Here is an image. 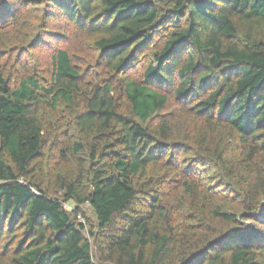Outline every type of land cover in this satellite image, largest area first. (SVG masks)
<instances>
[{"label":"trees","instance_id":"1","mask_svg":"<svg viewBox=\"0 0 264 264\" xmlns=\"http://www.w3.org/2000/svg\"><path fill=\"white\" fill-rule=\"evenodd\" d=\"M27 3L0 0V16L6 21L15 5ZM42 3L47 23L60 16L98 35L96 49L118 77L113 84L103 80L82 89L66 48L52 53L47 86L31 74L12 84L0 68V254L7 257L2 264H264V0ZM178 20L182 24L150 55L154 36ZM145 53L151 60L130 73ZM61 99L83 132L64 145L81 169L61 180L62 199L36 183L30 170L48 132L31 104L54 110ZM170 100L211 131L226 129L240 151L231 158L220 142L213 147L206 135L196 139L192 151L215 161L206 183L180 173L174 159L163 162L190 199L187 221L168 223V232L159 234L151 226L154 215L168 222L166 211L158 210L160 183L135 178L164 157L154 142L172 137L169 116H158ZM156 115L154 127L143 126ZM179 143L183 149L190 145ZM81 160L89 162L83 170ZM221 198L237 201L236 208H225ZM68 201L92 207L97 234L90 233L103 254L99 262L78 221L81 210L67 209Z\"/></svg>","mask_w":264,"mask_h":264},{"label":"rangeland","instance_id":"2","mask_svg":"<svg viewBox=\"0 0 264 264\" xmlns=\"http://www.w3.org/2000/svg\"><path fill=\"white\" fill-rule=\"evenodd\" d=\"M163 5L166 7L168 2ZM15 6L16 12L6 21L0 16V68L12 84L26 74H31L42 85L47 86L51 71V55L58 48H66L69 51L72 63L81 73L80 84L82 89L101 83L103 80H108L111 84L116 82L118 75L108 70L94 44L98 35L79 30L60 16L49 19L47 23L48 14L46 15L43 11L42 0H28L27 6L22 8L18 5ZM168 7L171 6L168 5ZM15 14H17L16 17ZM181 24L180 20L165 23L164 28H161L154 36L149 46V54L151 55L152 51H156L160 47L163 39L174 26L178 25L179 27ZM40 27L49 32L39 30ZM148 60H151L148 54L140 55L134 62L130 73L135 72L137 74L140 71L137 68L141 69L144 62ZM31 108L45 125V128L48 129L46 144L40 155L31 163L32 177L50 195L62 199L61 180H69L81 169L78 159L71 156L72 154L64 149V145L81 139L83 132L75 125L70 109L62 99L59 100L57 108L54 110L45 103L31 104ZM183 110L184 106L181 103L178 104L170 100L167 106L158 112V116L161 114L169 116L172 123L171 127H173L172 137L164 144L159 141L154 142L157 153H163L164 157L158 158L156 164L149 165L145 176L135 178V181L140 183L147 179H153L160 183H158L160 185L159 199L163 208L159 207L158 210L166 211L168 222L164 216L154 215L151 226L159 234L168 232V223L175 225L187 221L188 201L190 199L189 194L179 186L180 180H177L172 173L168 174V166L164 165L163 162L166 159H174V164L180 173L192 174L191 177L194 176V179L206 183L210 179L205 178L204 175L210 177L215 173L213 172L216 171L215 161L207 153L192 151L196 139L206 135L213 140V142L210 140L209 143L213 147L220 142L221 147L225 148L226 155L231 158H236L240 151L237 144L231 141L232 139L227 134L226 129L217 127L213 132L207 123L193 119ZM156 117L157 115L143 123V126L154 127L156 120L160 119ZM220 138L223 140L221 141ZM183 141H186L188 145L190 144L185 149L177 146L180 144L179 142ZM83 156L87 157L85 151ZM84 161L81 160L82 170L89 164L88 160ZM211 183L212 186L215 185L213 182ZM213 191L216 189L213 188ZM220 200L225 208H236L237 201L230 202V200L222 198ZM64 206L69 210H73L75 207H79L81 210L82 213L78 216V221L84 225L83 233L91 243V254L94 262H99L103 254L96 247L97 239L90 233L97 234V220L92 207L88 202L77 205L73 201L65 202ZM6 260V255L1 253L0 264L5 263ZM172 261L174 262V258Z\"/></svg>","mask_w":264,"mask_h":264}]
</instances>
